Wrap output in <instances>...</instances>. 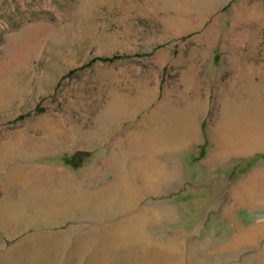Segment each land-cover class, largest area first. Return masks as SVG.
Segmentation results:
<instances>
[{"label": "rangeland", "instance_id": "1", "mask_svg": "<svg viewBox=\"0 0 264 264\" xmlns=\"http://www.w3.org/2000/svg\"><path fill=\"white\" fill-rule=\"evenodd\" d=\"M0 264H264V0H0Z\"/></svg>", "mask_w": 264, "mask_h": 264}, {"label": "bare ground", "instance_id": "2", "mask_svg": "<svg viewBox=\"0 0 264 264\" xmlns=\"http://www.w3.org/2000/svg\"><path fill=\"white\" fill-rule=\"evenodd\" d=\"M183 138H184L183 142L186 141V135ZM223 153H222L223 155H228V154H231L233 152L231 150H225V152H223ZM209 160L212 161V162L215 161L214 154L212 156H210ZM178 179H179V172H178L176 164H174L173 168H172V172H171V174L169 176V180H168V182L166 181V184H165L164 188L169 187L172 183H177ZM234 207H235V203L230 204L225 209V214L227 216L233 218ZM237 230H239L241 232L243 231V229L239 226V224H237ZM254 235H255V231L254 230L245 232L241 236L238 237L237 243H245V242L248 243V241H250L252 239V237H254Z\"/></svg>", "mask_w": 264, "mask_h": 264}]
</instances>
